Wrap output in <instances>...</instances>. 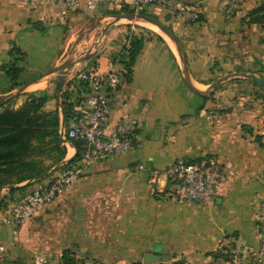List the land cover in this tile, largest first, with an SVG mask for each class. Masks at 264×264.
<instances>
[{"label": "crops", "instance_id": "obj_1", "mask_svg": "<svg viewBox=\"0 0 264 264\" xmlns=\"http://www.w3.org/2000/svg\"><path fill=\"white\" fill-rule=\"evenodd\" d=\"M178 1L201 3V19L183 20L176 5L145 12L174 33L187 65L170 39L141 19H118L135 13L107 1L89 12L87 0H79L75 9L52 0H0V65L11 60L10 51L17 47L25 54L18 66L43 80L70 60L74 66L63 94L69 92L77 108L88 95L77 78L90 70V59L77 60L83 51L92 49L99 56L93 70L106 71L110 63L119 67L122 86L109 95L105 127L111 132L120 122L133 123L135 148L91 166L56 201L58 210L82 207V217L72 222L74 238L80 241L84 233L99 240L106 264L143 263L141 257L154 252L169 259L154 264H228L213 254L231 238L259 245L264 89L241 74L264 79V30L250 22V13L263 0H239L234 10L228 0ZM132 37L143 38L144 45L127 82L123 62ZM64 146L65 164L77 149L73 143ZM207 156L216 157L226 172L211 201L172 196L166 168L179 158ZM28 227L0 220V264H14L12 248Z\"/></svg>", "mask_w": 264, "mask_h": 264}, {"label": "built area", "instance_id": "obj_2", "mask_svg": "<svg viewBox=\"0 0 264 264\" xmlns=\"http://www.w3.org/2000/svg\"><path fill=\"white\" fill-rule=\"evenodd\" d=\"M69 8H78L79 0H52ZM107 1L116 9L130 7L135 14H142L150 7H170L176 5L177 12L185 21H199L201 3H183L178 0H87L89 12ZM231 10L239 8V0H228ZM110 63L106 71L87 70L77 77L87 84L88 95L84 106L71 120L68 129L62 135L64 144L74 141L83 142L84 151L80 165L65 170L55 179L39 184L34 191L24 197L12 209L3 221L15 228L23 227L31 221L45 206L54 202L60 195L72 188L93 165L114 156L124 155L135 148V125L120 122L107 132L106 122L110 113L109 95L122 86L121 75ZM166 175L173 184L172 196L180 201L208 203L225 177L226 172L220 161L214 156L197 160L179 158L170 164ZM257 227L259 245L257 248L246 245L238 238H231L221 247L228 255V264H261L264 255V198L259 202Z\"/></svg>", "mask_w": 264, "mask_h": 264}, {"label": "rangeland", "instance_id": "obj_3", "mask_svg": "<svg viewBox=\"0 0 264 264\" xmlns=\"http://www.w3.org/2000/svg\"><path fill=\"white\" fill-rule=\"evenodd\" d=\"M149 16L154 18L152 15ZM138 22L150 27L148 25L150 23L148 22L142 20H138ZM81 55L82 56H79L77 60L89 56L90 70L95 69V65L99 66V56H97L96 53H93L92 49L83 51ZM113 68L117 72L119 67L115 65ZM56 78L57 75L54 77L46 76L43 80H37L24 74L22 77V86L30 84L33 81L37 82V85L30 84L21 95L14 99L9 97L16 93L22 86L10 93L0 94V97L5 98L3 101H10L0 109V112L5 110H21L29 101H31L32 96L35 95L39 97L47 95L49 101L41 111L43 113L59 111L63 122L64 115L62 114L57 99ZM10 86L11 83L9 80L0 74V91L8 89ZM77 99L81 100L80 97ZM61 147H65L67 150V147L64 145L57 146V143L53 139H47L44 142H34V152L31 159L35 162V169L42 170L44 173L33 180L18 185H29L20 192L10 193V189L18 186H7L3 189L1 200L4 201V204L0 209V220H3L5 215H9L12 212L13 207L34 191L39 184L44 183V180L49 182L65 171L64 167H62L64 161L59 163L62 157ZM62 195H60L54 202L41 209L36 216L28 222L29 227L26 230L25 236L17 241L15 248H12L10 261H13L14 264H57V261L61 260V254L65 249L76 251L79 259L85 261L86 264H104L103 261H105L106 258L98 252L100 249L102 250V245L99 240H96L94 237H88V235H85L84 233L81 235L80 241L74 238V234L71 230V228L73 229L72 222L74 219L82 217L83 209L82 207H65L58 210L57 207H59V204H56V201ZM67 200H69V198L65 199V201ZM90 248L94 249L95 252H91V250H89ZM145 257L146 256L141 258L143 259V263L147 264Z\"/></svg>", "mask_w": 264, "mask_h": 264}, {"label": "trees", "instance_id": "obj_4", "mask_svg": "<svg viewBox=\"0 0 264 264\" xmlns=\"http://www.w3.org/2000/svg\"><path fill=\"white\" fill-rule=\"evenodd\" d=\"M125 13H134V11L125 8ZM144 15H150L143 12ZM250 22L259 24L264 30V0L259 6L250 13ZM201 19V18H200ZM37 28V27H36ZM131 46L127 50L126 61L123 62L126 73L124 75L127 82L132 80L133 67L137 56L140 54L144 40L139 37H132ZM11 60L0 65V74L9 82L11 86L6 90L0 91V94H7L21 87L22 77L25 74V69L18 66V62L22 61L25 54L17 47H13L10 51ZM98 65H95L97 69ZM81 85L87 90V84L80 81ZM63 122L61 113H43L41 110L49 101L47 95L32 96L31 101L27 105L17 111H2L0 112V209L3 207L4 201L1 200L2 191L7 186H18L27 181L33 180L42 173V170L35 169V162L31 159L34 152V142L47 139H53L57 146H63L62 140L63 125L65 129L70 126L71 120L78 112L75 101H72V95L69 92L63 94ZM79 100V99H78ZM82 101V99L80 100ZM10 102V101H9ZM8 101H0V109H2ZM62 126V127H61ZM73 145L77 149L76 155L63 164L65 170L74 165H80L84 151V143L74 141ZM62 157L60 162L66 158V148L61 147ZM46 181L44 180V183ZM48 182V181H47ZM29 186V185H26ZM26 186H18L10 189V193L22 191ZM213 256L216 259H225L228 261V255L225 249H220ZM60 264H86L85 261L79 259L76 251L65 249L62 253ZM106 264V263H104ZM132 264H143L134 262ZM172 264H187L185 260H179Z\"/></svg>", "mask_w": 264, "mask_h": 264}, {"label": "water", "instance_id": "obj_5", "mask_svg": "<svg viewBox=\"0 0 264 264\" xmlns=\"http://www.w3.org/2000/svg\"><path fill=\"white\" fill-rule=\"evenodd\" d=\"M117 18L118 19H127V20L141 19L145 22L156 25L174 43L181 60L185 63V65H187V61L183 55L182 48H181V45H180L177 37L174 35V33L166 25L162 24L159 20L152 18L150 16H147V15H143V14H137V15H135V14H122V15H119ZM86 59H89V56L85 57L82 60H86ZM73 66H74V63L71 62L70 60H68V61L62 63L61 65L54 67L53 69H51L50 71H48L45 74V76H51V77H54L55 75H57V78H56L57 99H58L59 106L61 107L62 114H63V106H64V104H63V87L68 81V74H69L70 70L73 68ZM241 76L254 80L258 85H260L264 89V79L259 78L253 74H241ZM30 84L22 86L16 93L11 95L9 98L14 99L17 96L21 95ZM3 100H5V98L0 97V101H3ZM64 130H65V127L63 125L62 135H63ZM145 259H146L147 264H154V263H158V262L169 261V259L167 257L156 254V252L149 254V255H146Z\"/></svg>", "mask_w": 264, "mask_h": 264}, {"label": "bare ground", "instance_id": "obj_6", "mask_svg": "<svg viewBox=\"0 0 264 264\" xmlns=\"http://www.w3.org/2000/svg\"><path fill=\"white\" fill-rule=\"evenodd\" d=\"M150 27H153L154 29H156V31H158L159 33H161L162 35H164L165 37H167L169 39L168 36H166L156 25L153 24H149Z\"/></svg>", "mask_w": 264, "mask_h": 264}]
</instances>
